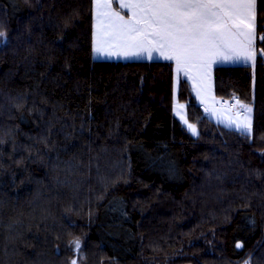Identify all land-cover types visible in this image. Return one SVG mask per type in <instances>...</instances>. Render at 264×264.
I'll list each match as a JSON object with an SVG mask.
<instances>
[{"label": "trees", "instance_id": "1", "mask_svg": "<svg viewBox=\"0 0 264 264\" xmlns=\"http://www.w3.org/2000/svg\"><path fill=\"white\" fill-rule=\"evenodd\" d=\"M257 12L254 64L212 67L216 96L252 106L249 136L181 76L192 135L175 60L93 59L91 0H0V264H264Z\"/></svg>", "mask_w": 264, "mask_h": 264}, {"label": "snow or ice", "instance_id": "2", "mask_svg": "<svg viewBox=\"0 0 264 264\" xmlns=\"http://www.w3.org/2000/svg\"><path fill=\"white\" fill-rule=\"evenodd\" d=\"M91 3L95 6L93 59L114 47L122 49L125 56L147 51L149 59H155L153 52L158 51L165 60H175L177 73L185 70L187 75L195 69L198 74L207 75L215 61L246 64L257 58V0H135L120 4L131 13L127 19L111 8L109 0H91ZM260 15L264 18V14ZM74 16H79L78 11ZM72 22V18L66 20L65 27ZM6 39V32L0 30V41ZM260 41L264 43V35ZM260 58L264 61V53ZM236 103L242 110L243 119L221 123L229 131L236 130L248 137L252 108L239 100ZM176 114L180 115L178 111ZM180 118L187 123L184 116ZM188 128L198 135L192 124H188ZM259 175L264 178V173ZM73 245L79 252L80 238L69 241V247ZM236 247L240 248L242 244L238 242ZM70 264H76V260H71ZM245 264H251V259Z\"/></svg>", "mask_w": 264, "mask_h": 264}, {"label": "rangeland", "instance_id": "3", "mask_svg": "<svg viewBox=\"0 0 264 264\" xmlns=\"http://www.w3.org/2000/svg\"><path fill=\"white\" fill-rule=\"evenodd\" d=\"M101 2H103V0H101ZM109 2L111 3V8L114 11H118L120 13V15L124 16L125 19L128 18V16H127V13H128L127 10L128 9L127 8L122 9L120 7V4L124 3V0H109ZM94 10H95V6H94ZM108 52H111V55H109ZM153 56L155 58L164 59V56L161 55V53L158 54V52H154ZM97 57L128 59V58H132L133 56H131V55L125 56V55H123L122 49L114 47V48L109 49L107 52H105V54L103 56H100L99 54H97ZM148 59H149V55H148ZM195 75L197 77V80L199 81V84L196 83V84H198V86L194 85V87L191 84V86H192L194 94L197 98V101L205 107L208 115H210L213 119H215L216 121H219V122H221V121L227 122L229 119H231V120L243 119V113L242 112H240L235 107L229 106L227 104H222L220 102V99L222 97L220 98V97L215 95L214 88H213L212 70H210L207 75H201L198 73ZM181 76L182 75H180L177 72L174 73L173 99H172L171 109H172L173 114L181 121L182 124H184L187 127V129L190 131V133L192 135H194L192 130L190 128H188V124H192L196 128L197 133H198V127L195 123H193L192 121L189 120V118L187 116L186 103L184 101L179 100L177 97V87H178L179 78ZM196 93L198 94V96ZM239 101L244 102L241 100H239ZM245 104L252 108V106L249 103H245ZM177 111L180 113V115L176 114ZM181 115L187 119V123H185L183 120H181V118H180ZM233 127H234V125H233ZM251 130H252V113H251ZM258 154L260 155L261 158L264 159V151H258ZM246 260H249V257H246L243 261H241L238 264H245ZM180 264H191V263L184 262V263H180Z\"/></svg>", "mask_w": 264, "mask_h": 264}, {"label": "crops", "instance_id": "4", "mask_svg": "<svg viewBox=\"0 0 264 264\" xmlns=\"http://www.w3.org/2000/svg\"><path fill=\"white\" fill-rule=\"evenodd\" d=\"M133 2H135V0H124V3H133ZM128 11V10H127ZM131 15V13L128 11V13H127V16L129 17ZM255 35H256V32H255ZM131 51L132 52H135L136 50L135 49H131ZM154 52H158V51H154ZM153 52V53H154ZM255 52H256V46H255ZM160 52H158V54H159ZM148 52L147 51H143V52H140L139 54H136V55H131V56H133L132 58H147L148 59ZM100 55V54H99ZM105 58H108V57H105ZM116 59V58H115ZM215 63H236V62H232V61H222V60H218V61H215L214 63H212V65H211V67H210V69L208 70V72L210 71V70H212V67H213V65L215 64ZM247 63H251L252 65L254 64V62L253 61H251V60H249V61H247ZM176 68H177V66H176V62H174V70H175V72H177V70H176ZM179 74L180 75H182V76H186L188 79H189V81H190V83L193 85V87H194V85L195 86H198V84H199V81L197 80V77H196V75L195 74H197V72H196V70L195 69H192V70H190V71H188L187 72V75L185 74V70H181L180 72H179ZM196 83H198V84H196ZM197 94V93H196ZM197 96H198V94H197Z\"/></svg>", "mask_w": 264, "mask_h": 264}, {"label": "built area", "instance_id": "5", "mask_svg": "<svg viewBox=\"0 0 264 264\" xmlns=\"http://www.w3.org/2000/svg\"><path fill=\"white\" fill-rule=\"evenodd\" d=\"M236 100H238V99L222 97V98L220 99V102H221L222 104H227V105H229V106L235 107V108H237L240 112H242V110L239 109V106L237 105V103H236L237 101H236ZM241 103L245 104L244 102H241Z\"/></svg>", "mask_w": 264, "mask_h": 264}, {"label": "water", "instance_id": "6", "mask_svg": "<svg viewBox=\"0 0 264 264\" xmlns=\"http://www.w3.org/2000/svg\"><path fill=\"white\" fill-rule=\"evenodd\" d=\"M241 244V243H240Z\"/></svg>", "mask_w": 264, "mask_h": 264}]
</instances>
